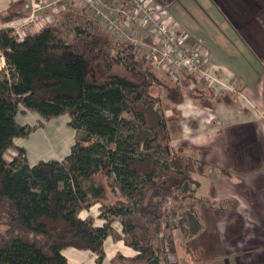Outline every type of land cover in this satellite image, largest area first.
I'll list each match as a JSON object with an SVG mask.
<instances>
[{"label": "trees", "instance_id": "1", "mask_svg": "<svg viewBox=\"0 0 264 264\" xmlns=\"http://www.w3.org/2000/svg\"><path fill=\"white\" fill-rule=\"evenodd\" d=\"M83 12L63 9L56 22L21 37L0 30L6 65L0 74V264H68L66 248L90 251L100 263L107 237L135 252L117 253L111 264H172L174 233H197L196 210L204 201L193 180L201 164L184 146L171 147L181 130V87L193 84L190 94L201 106L218 97L197 88L190 75L180 85L153 74ZM258 19L264 25V13ZM99 60L108 71L103 77L93 68ZM114 64L129 75L112 72ZM163 102L172 106L170 115ZM21 112L42 121L68 115L69 127L83 132L66 166L55 159L28 163L15 140L29 138L35 126L20 124ZM10 150L15 154L7 161ZM96 204L100 226L90 215L80 217ZM116 221L120 232L112 227Z\"/></svg>", "mask_w": 264, "mask_h": 264}, {"label": "crops", "instance_id": "2", "mask_svg": "<svg viewBox=\"0 0 264 264\" xmlns=\"http://www.w3.org/2000/svg\"><path fill=\"white\" fill-rule=\"evenodd\" d=\"M212 1L221 16L225 15L223 18L236 37L244 43L245 39L253 40L255 45L250 50L254 54L255 51L264 53V28L255 18L258 12L264 10V0ZM249 1L256 4L252 6L250 15L236 20L238 16L236 12L232 13V7L238 4L241 8L249 7ZM223 6L229 13L222 10ZM13 9L15 6L11 0H0V18H5ZM230 12L237 17L233 18ZM167 16L165 20L172 21L173 27L181 31L186 39L202 42L200 35L192 34L177 23L169 11ZM238 23L243 26L247 24L239 27ZM7 24H11V21H7ZM202 47L207 54V46L203 42ZM218 64L210 66L219 70L232 85L239 83L240 94L244 98L229 93L220 95L216 91L212 93L218 97L217 100H211L210 105L196 103L194 109L186 99L178 107L181 114L180 134L173 137L171 144L177 143L174 148L184 146L185 154L195 157L202 166V173L193 175V180L199 184L196 196L204 200L196 210L199 230L195 236H200L205 247L214 251L202 264H264V64L260 63L255 69L245 65L243 68V64H240L235 71ZM239 68L241 72L237 73ZM243 70L246 71L245 75H242ZM188 105L192 107L191 110L184 109ZM185 112L189 114L185 115ZM60 162L67 165L66 159ZM98 208L96 204L87 212H81L80 217L90 215L95 225L100 226L103 222L97 219ZM112 227L117 232L121 231L117 221ZM178 235L181 240L187 239L178 232L174 233V238ZM221 249L225 253L220 254ZM103 252L104 258L100 263L90 251L66 248L62 254L68 264H111L117 253L125 257L135 255L122 241H113L111 237L104 240Z\"/></svg>", "mask_w": 264, "mask_h": 264}, {"label": "rangeland", "instance_id": "3", "mask_svg": "<svg viewBox=\"0 0 264 264\" xmlns=\"http://www.w3.org/2000/svg\"><path fill=\"white\" fill-rule=\"evenodd\" d=\"M110 1V0H108ZM219 2H224L225 0H218ZM231 1V0H229ZM236 1V0H235ZM212 0H151V4H159L161 6H164V8L169 11L170 16L175 19V21L181 26H183L185 29L189 30L192 34H196L197 36L200 35L201 41L206 44L207 48V54L205 53L202 42L187 39V44L189 48L191 46L196 45L198 48H201L202 54L204 55L205 59H208V65H217L220 63V65H223V67H226L228 69H231V71H235L236 67L240 64H243L247 66L248 68H254L259 66L260 63L264 64V53H259L258 51H255V54L250 49L254 48V41L250 39H245L246 43H244L242 40L238 39L233 31L229 28L228 24L224 20L223 17L225 15L223 14V17L221 16V13L218 11V9L213 5ZM111 4H114V2H110ZM236 4H238L236 2ZM15 6V9L11 10L8 15L5 16V18H0V30L1 29H10L13 33L15 32L14 28H19V26H23L25 24L24 29L21 28L22 33L30 32L35 29H41L45 26H47L50 23H54L57 20L58 15L60 12L64 10L73 9L75 11H84L83 14H85L87 17H90L98 22L97 25L101 28L102 32L104 34H109L114 40H119L125 42V44L128 45L129 49L131 50V53H135L138 55L139 58L143 59L145 61V66L149 65V68H151V72L153 74H156L157 76L162 77L163 79L172 82H177L178 84H182V79L184 78V75H188L186 71L183 73L176 72L174 77L168 76V74L164 72H155L146 59V55L142 53H138V48L135 44V39L129 37L128 39H125L123 37L119 38L113 34V32L109 31L107 26L102 23L100 20L95 19L91 16L90 12H88L86 9L74 6L73 3H70V6H65L62 4H59V12L56 14V16L52 19H49L50 21H44L35 19L37 17H42L44 15H49L50 9L48 8H41L38 9L34 7L35 3H32L30 0H16L13 4ZM252 1L248 2V6L250 7H240L239 4L237 6L232 7V13L236 12V15L231 14V16L234 18L236 16V20H241V18L248 17L251 10L253 9L252 6H255ZM224 12H228L226 8L222 9ZM183 11V12H181ZM261 13H264V10L258 12L256 15V20L259 22V24L263 27L264 25L259 21V15ZM33 15V17H31ZM168 17L167 15L164 16L165 18ZM30 18L32 20H35L31 23L32 26L29 28L27 27V23L30 22ZM7 21H11V24L5 25ZM168 21V20H165ZM173 22H169L170 26H173ZM239 24V23H238ZM247 24V23H246ZM245 24V25H246ZM239 24L237 26L241 27ZM244 25V26H245ZM12 26L14 28H12ZM243 26V25H242ZM243 26V27H244ZM124 27V26H123ZM126 28V27H124ZM130 32H135L137 37L140 41L143 43H150L148 32L145 27H142L140 25H131ZM30 29V30H29ZM176 30L175 28H173ZM242 30V29H241ZM243 31V30H242ZM12 33V34H13ZM181 33V31H180ZM17 37V35H14ZM129 36V35H128ZM116 37V38H115ZM263 54V55H262ZM104 61L99 60L93 63V68L96 71L98 76H105L108 71L104 66ZM219 65V64H218ZM5 69L0 70V74L3 73ZM242 70V69H241ZM112 72L119 73V74H126L129 75L122 67L113 65L111 68ZM240 68L237 69V73H240ZM246 71L243 70L242 75H245ZM217 74L219 75V79L221 80V83L223 86H217V87H208L205 84H201V86H204L206 89L214 90V92L218 91V94H233L234 96H242V90L240 89L239 83L235 86L232 85L231 82H227L223 75L217 71ZM167 75V76H165ZM1 76V75H0ZM248 79V77H245ZM169 79V80H168ZM194 81H196L194 78H192ZM179 80V81H178ZM239 81V80H238ZM170 82V81H169ZM241 83V81H239ZM197 84V88H201V86ZM190 85V84H189ZM230 85V86H229ZM194 85L191 84L190 87L187 85H182L181 90L184 94V101L186 99L189 104H193V109L196 103L199 105L200 102L197 99H194L192 97L197 96L195 92L191 95L192 89ZM228 87L232 88V91L227 89ZM218 89V90H217ZM158 90V89H157ZM241 90V91H240ZM156 94V92H154ZM161 94V92H158ZM245 101V99H243ZM247 101V100H246ZM212 102V101H211ZM195 104V105H194ZM249 105V104H248ZM162 110L165 112L166 115L171 114L172 106L169 104L163 102L162 103ZM253 106V105H252ZM192 107L189 105L184 109L185 110H191ZM189 114V112H185V115ZM17 121L20 124H27L31 126H35V131L29 136L27 139H16V145L19 147H23L26 150L27 158L29 163H37L38 161H48L51 159L55 160H65L66 156L69 154L71 147L74 144V141L76 138L80 137L83 132L81 130H74L71 127H69V116L68 115H62L56 119L50 120V121H42L37 115L29 113V112H21L18 114ZM43 123V127H37L39 126V123ZM173 124L170 125L171 129L173 128ZM228 134V133H227ZM194 142L196 140L194 139ZM193 142V143H194ZM191 144V142L189 143ZM177 143H172L171 146L174 148ZM12 153H15L14 151L10 150L6 153L5 159L8 161L10 157L12 156ZM192 154L195 156L194 152ZM111 201V199L108 200V202ZM194 221H192L193 223ZM194 224V223H193ZM195 227L191 226L190 231L193 234ZM179 233V232H178ZM242 232H239L241 234ZM191 234V235H192ZM175 244L177 248V253L174 256H171L169 258L170 263L172 264H202L204 260L209 259L214 253V251L208 250V247H205L204 242L200 240V236L193 235L191 238H187L184 240H181L179 235L178 237H175ZM210 249V248H209ZM220 254L225 253L222 251V249L219 251ZM207 256V257H205Z\"/></svg>", "mask_w": 264, "mask_h": 264}, {"label": "built area", "instance_id": "4", "mask_svg": "<svg viewBox=\"0 0 264 264\" xmlns=\"http://www.w3.org/2000/svg\"><path fill=\"white\" fill-rule=\"evenodd\" d=\"M16 0H11L14 4ZM35 3L34 7L50 9L49 15L37 17L35 20L42 22L52 19L60 11L59 4L70 6L73 3L78 8H84L90 12L91 16L104 23L108 30L119 38L129 37L135 39L138 53L146 55V59L155 72H164L170 77H174L176 72L188 75L196 80L199 86L205 84L208 87L223 86L217 70L208 65V59L202 54V49L194 45L189 48L187 39L169 22L163 18L167 15V10L159 4H151V0H114V4L107 0H30ZM33 17V15H31ZM35 20L30 18L27 27ZM145 27L148 32L150 43L146 44L139 40L135 32H130L131 25ZM126 28H124V27ZM14 28L12 35L21 37L28 32L22 33L21 28ZM30 30V29H29ZM31 32V31H30ZM129 35V36H128ZM5 61L0 54V70L5 69ZM230 86V85H229ZM190 87V86H189ZM230 91L232 88L228 87Z\"/></svg>", "mask_w": 264, "mask_h": 264}]
</instances>
